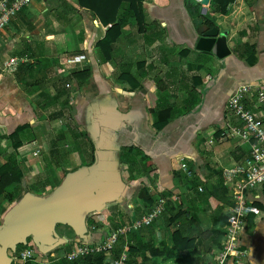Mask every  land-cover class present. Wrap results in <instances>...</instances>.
<instances>
[{
	"label": "crops",
	"instance_id": "1",
	"mask_svg": "<svg viewBox=\"0 0 264 264\" xmlns=\"http://www.w3.org/2000/svg\"><path fill=\"white\" fill-rule=\"evenodd\" d=\"M204 7L196 0H144L143 30L122 10L127 24L109 60L97 47L108 27L77 0H34L0 34V62L18 56L33 65L15 75H0V135L20 129L9 141V154L0 158L4 163L15 159L26 175L19 196L0 212V227L30 193L25 184L40 197L52 196L65 184L61 199L66 206H74L76 213L90 212L84 226L75 221L79 233L57 226L62 244L41 252L30 264L66 260L64 253L78 239L100 243L113 229L112 218L126 225L149 213L150 197L165 198L196 219L191 235L201 242L192 252L214 264L233 204L223 172L251 151L248 142L228 135L229 127L240 123L227 105L238 87L264 84V2L235 0L226 14L215 12L211 0L205 14ZM202 23L227 37L230 56L219 60L196 49V28ZM77 52L87 54L81 70L89 75L70 80L59 57ZM247 107L261 116L255 101ZM43 172L50 177L39 182ZM247 197L261 215L247 218L240 236L247 255L240 264H264V186ZM161 216L150 225L152 234L135 232L134 258L153 259L150 237L158 248L173 247ZM186 253L176 249L175 257L160 256L156 262L177 264ZM105 262H113L112 253ZM0 264H7L1 249ZM226 264L237 263L230 259Z\"/></svg>",
	"mask_w": 264,
	"mask_h": 264
},
{
	"label": "built area",
	"instance_id": "2",
	"mask_svg": "<svg viewBox=\"0 0 264 264\" xmlns=\"http://www.w3.org/2000/svg\"><path fill=\"white\" fill-rule=\"evenodd\" d=\"M33 1L0 0V34ZM257 1L264 2V0ZM87 59L88 56L84 52L66 53L59 57V63L68 75H72L82 71L81 66ZM28 61L26 57L10 56L0 62V75H15L20 67ZM66 87L71 88L72 86L68 83ZM248 101L256 102L261 116L247 107ZM227 109L240 123L238 126L231 125L228 135L248 142L251 151L245 160L237 163L233 168L225 169L223 172L224 181L230 184L232 189L233 204L229 210L223 247L215 256L214 264H226L230 259H233L237 264L242 262L247 251L241 246L240 236L245 229L247 218L249 215H261V209L254 202L248 200L247 193L264 186V84H245L238 87L229 98ZM181 169L188 177L192 176V171L185 162H181ZM166 205L167 200L165 198L159 199L157 206L141 218L117 229H108L100 243L76 240L74 248L70 252L64 253L63 258L68 261H75L92 254H111L121 236H127L152 225L163 214ZM39 254L41 252L31 242L25 245L20 252L17 250L12 258V264H30ZM128 262L129 255L127 246H125L122 254L113 260L112 264H129Z\"/></svg>",
	"mask_w": 264,
	"mask_h": 264
},
{
	"label": "trees",
	"instance_id": "3",
	"mask_svg": "<svg viewBox=\"0 0 264 264\" xmlns=\"http://www.w3.org/2000/svg\"><path fill=\"white\" fill-rule=\"evenodd\" d=\"M81 8L87 9L96 16L100 22L108 27L104 39L98 42L97 47L100 49L102 56L105 60H109L112 55V46L121 36L123 27L127 22L120 17V12L125 10L128 16L135 19L141 30L144 29L145 17L143 10V1L144 0H77ZM235 0H211V8L221 14H226L228 12V7ZM29 60V59H28ZM33 65L28 61L23 64L20 68L28 71L31 70ZM89 70L78 71L70 75L69 79H79L84 75H89ZM20 129L16 130L11 136L0 135V143H7L11 141L14 137L18 136ZM8 144V143H7ZM14 148L21 146V144H13ZM1 149V147H0ZM3 149V148H2ZM1 149V150H2ZM0 150V152H1ZM24 172L21 167L18 165L15 159L11 157L3 165H0V208L8 203H13L17 196L21 193L20 183L24 180ZM133 180L132 174L130 176ZM135 179V178H134ZM36 190V188H33ZM149 202V211L151 212L159 200H154V198H148ZM152 209V210H151ZM165 218L166 226L170 229L171 240L173 241V247L165 246L163 248H158L155 245V242L152 237L148 239L149 251L151 253L152 260L146 258V255L139 256L134 258L136 247L131 245V240L135 237V233L128 234L127 236H121L116 248L112 252V258L115 260L118 258L125 246H127V252L129 255V264H157L156 259L160 256H167L173 258L176 256V249L181 251H187L183 256L177 258V264H206L205 258H200L198 252H192V249L196 251L200 248L199 237H194L191 235V230L195 227L196 219L189 218L188 212L180 209L179 207L174 206L171 202H167L165 211L162 216ZM118 221V222H116ZM111 224L113 229L124 226L123 221L111 219ZM61 228V227H60ZM59 228V229H60ZM61 230V229H60ZM59 230V231H60ZM147 230L152 234V226L144 227L141 229ZM203 239H205L206 233L203 234ZM29 242L31 240H28ZM134 247V248H133ZM24 246H19L18 252H20ZM141 259V260H139ZM106 254H92L83 258H79L73 261V264H106ZM39 264V263H37ZM57 264H67L66 260L59 261ZM112 264V263H111Z\"/></svg>",
	"mask_w": 264,
	"mask_h": 264
},
{
	"label": "water",
	"instance_id": "4",
	"mask_svg": "<svg viewBox=\"0 0 264 264\" xmlns=\"http://www.w3.org/2000/svg\"><path fill=\"white\" fill-rule=\"evenodd\" d=\"M205 6L202 11L205 14L210 0H196ZM198 40L196 49L215 55L219 60L230 56L231 51L227 43V37L220 33L217 27L210 28L206 23L197 26ZM65 184L60 186L52 196L40 197L26 194L19 204L7 214L0 227V249L6 253L7 264H12V257L8 256L11 251L15 254L18 247L27 245L31 240L40 252L47 253L56 249L62 243L58 242L60 236L57 226L67 225L76 232L82 229L77 225L84 226L90 212L83 213L74 206H66L61 199ZM78 208L77 206H75ZM77 221L76 226L74 225Z\"/></svg>",
	"mask_w": 264,
	"mask_h": 264
},
{
	"label": "rangeland",
	"instance_id": "5",
	"mask_svg": "<svg viewBox=\"0 0 264 264\" xmlns=\"http://www.w3.org/2000/svg\"><path fill=\"white\" fill-rule=\"evenodd\" d=\"M8 143V144H7ZM7 143H5V141L4 142H2V143H0V147H1V152H0V155L5 159V157L3 156V152L5 153V154H9L8 153V149H9V142H7ZM11 150V149H10ZM3 158H0V165H2L3 163H4V159ZM41 174V173H40ZM40 174H38L39 176H40ZM50 177V173H48V172H43L42 173V176H40V177H38V181L40 182V181H43V180H46V178H49ZM40 178H42V180H40ZM21 188V187H20ZM23 188H24V190H27V191H29L30 193H33L35 190H33V189H30V185L28 186V185H24L23 186ZM29 188V189H28ZM19 196V195H18ZM6 206L5 207H2V208H0V212H2V211H5L6 209Z\"/></svg>",
	"mask_w": 264,
	"mask_h": 264
}]
</instances>
